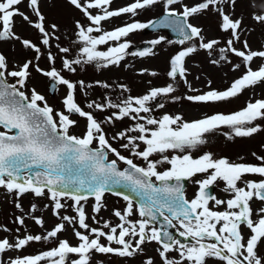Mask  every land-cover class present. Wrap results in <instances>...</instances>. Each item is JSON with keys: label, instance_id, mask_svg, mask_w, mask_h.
Listing matches in <instances>:
<instances>
[{"label": "snow or ice", "instance_id": "1", "mask_svg": "<svg viewBox=\"0 0 264 264\" xmlns=\"http://www.w3.org/2000/svg\"><path fill=\"white\" fill-rule=\"evenodd\" d=\"M68 2L80 10L90 22L86 28L79 22L76 24L78 29L76 35L81 44L80 56L86 57L85 63L104 61L105 63L99 66L119 65L124 59L126 49L130 47L129 43H118L117 46L108 47L107 51L97 50L98 46L108 44L110 41L119 42L129 33L148 27L146 24L131 23L103 32L99 36H93L92 33L102 31V21L123 14L134 17L140 10L163 3L165 17L156 26L171 28L181 37L177 41L181 45L187 41L198 40L199 48L205 50L209 56L220 42L212 40L205 43L201 35L202 29L189 23V18L206 11L218 13L221 19L220 30L230 33V38L226 42L227 47L219 49L220 60H226L225 53L230 52L241 58L246 68L245 73L226 90H210L199 95L185 96L184 99L205 105L228 101L237 97L243 90L264 82V64H261L257 70H253L250 66L255 58L264 59V51L250 50L246 40L243 42L245 50H239L234 46L235 42L240 40L241 20H233L225 12L224 6L234 9L236 0H202L192 7L184 5L182 0H133L132 3L118 10L108 9L107 6L112 0H85L84 3L81 0H68ZM25 3L32 16L36 17L35 21L20 11V5ZM176 5H182V12L177 13L173 7ZM90 9H99L102 14L92 15ZM16 17H20L36 29L41 34V43L50 47L53 35L45 28V17L40 11V0H0V42L17 40L25 49L35 51L38 54L36 59L39 60L40 48L16 35L14 31ZM253 19L264 25V13L254 14ZM52 29L54 32L56 26L52 25ZM162 39L163 37L151 43L153 46L158 45ZM60 51L68 53L70 50L60 48ZM196 51L195 46H189L172 57L168 76L173 82L183 80L186 85L188 84L185 58ZM150 54H152L151 49L133 53L141 57ZM48 59L54 63L55 58L51 54ZM73 63L80 64L81 59L74 61L65 59L63 66L68 71H74ZM212 63L218 61L212 60ZM31 64L32 62L28 61L19 66L18 70L9 71L6 58L0 54V127L5 130L0 131V188L21 195L31 191L37 197L43 195L47 189L54 202V215H58L59 210L64 207L60 202L61 198L70 195L75 202L77 215L75 218L63 216L61 219L68 224L78 223L79 228L84 229L88 234L74 230V235L79 241L76 246L70 245L67 240H60L53 250L34 257L12 259L10 264H40L41 261H46L47 264H68L71 256L76 257L71 259V264H90L93 252L132 257L143 251L142 245L145 242H156L160 245L162 250H159V255L163 264H207L208 259H215L220 264H264V257L257 254L258 244L264 243V208L258 210L259 219L254 221L250 207V201L253 199L264 202V157H257L261 161V166H254L229 163L225 159L214 160L210 154L198 159H193L187 154L173 155L171 158L164 155L169 150L184 152L196 149L206 142L204 139L206 133L222 126L232 129L237 137L253 135L260 129L250 125L258 119H264V100L249 102L245 108L232 114L206 115L192 122L184 121L179 115L173 117L165 114L160 119H155L151 115H141L153 111L151 102H156L161 97L167 98L174 93L176 88L173 83L151 89L142 97H128L121 104L109 102L108 108L118 109L114 114L116 120L129 117L143 121L128 129L130 132H138V136L127 137L126 133H119L114 137V139L127 138L128 143L123 147L130 149L134 156L141 158L147 164L146 167H140L133 163L132 159L125 158L112 148L100 123L75 102V85L65 79L55 67L45 71L36 65L35 71L54 81L55 85L66 86L68 92L63 105L69 115L63 112L54 113L45 97L35 89H32L30 96L21 91V88L26 87L31 75ZM239 67V64L234 65V70ZM151 74L155 75V73ZM8 77L14 78L16 82L9 84ZM188 87L189 91H196L190 85ZM174 99L179 98L174 97ZM87 107L104 110V106L100 104L89 103ZM155 107L163 108L164 104L156 103ZM70 114H77L87 120L86 131L82 137L69 134L70 128L76 124V121L70 119ZM108 122L111 123V118ZM136 140L145 146L142 151L136 150L139 147L135 143ZM94 142L98 145L95 148L92 147ZM108 153L115 155L117 159L109 162ZM155 154H161L162 159L150 160ZM117 160L122 161L127 168L123 171L119 170ZM158 163H167L171 167L159 172ZM21 173L26 174L21 175ZM197 174H208V177L197 182L199 191L194 199L188 201L184 198L180 181L188 180ZM249 174L260 177V180L258 182L242 180ZM217 180L226 183L227 190L234 194V198L225 202L206 192V189ZM170 181L176 183L170 184ZM238 182H243L245 187H239ZM121 184L129 186L132 191L138 192L143 197L144 202L135 209L141 219L136 222L128 219L134 214L133 202L128 196H124L128 204L123 214L120 211L113 213L121 221L120 224L111 226L105 222L103 228H109L107 233L102 229L90 228L86 223L85 211L80 202L87 200L88 196H94L96 203L93 212L98 213L103 207L102 198L105 191ZM210 200H214L217 206L226 203L227 210L212 211L209 207ZM17 207L19 208L20 205L17 204ZM32 211H35V206ZM157 213L164 220V224L160 227L151 224L152 221H156ZM34 221L43 227L41 218L34 217ZM174 221L178 223L179 229H182L178 232L179 236L185 240L190 239V244L181 243L167 231L168 228L176 227ZM16 222L20 225L24 224V220L20 217H17ZM242 225L250 230L251 235L247 239L242 235ZM64 230L65 224L60 223L44 236L29 234L24 238H17L14 243L7 238L0 239V254L13 249H23L33 241L58 238V234ZM0 231L8 232L9 229L0 228ZM90 236L94 238L90 239ZM101 238L108 242L107 246L100 243ZM113 244L119 247L114 248L111 246ZM173 250L178 252L179 260L168 258L167 254ZM0 264L3 262L0 261ZM145 264H153V261L148 259Z\"/></svg>", "mask_w": 264, "mask_h": 264}, {"label": "rangeland", "instance_id": "2", "mask_svg": "<svg viewBox=\"0 0 264 264\" xmlns=\"http://www.w3.org/2000/svg\"><path fill=\"white\" fill-rule=\"evenodd\" d=\"M81 2L84 3L85 0H81ZM132 2L133 0H112V3L107 7L109 10H118ZM201 2L202 0H182V3L188 7ZM173 7L177 13L182 12V5ZM224 10L233 20H241L242 30L240 32V40L235 42L234 46L239 50H245L243 42L246 40L250 50L264 51V25L257 23L253 19L254 14L264 13V0H236L234 9L224 6ZM20 11L29 15L33 21L36 20V17L32 16L30 10L27 8L26 3L20 5ZM40 11L45 17L44 24L46 30L53 35V39L50 40V47L43 45L41 43V34L20 17L15 18L16 26L14 29L16 35L21 37V39L29 40L36 47L40 48L39 60L36 59L38 54L35 51L25 49L17 40L0 42V54L6 58L9 71L18 70L19 66L25 62H32L30 67L31 75L26 83V87L20 90L30 96L32 89H35L37 93L45 97L48 106L53 108L54 113L63 112L69 115L63 105V100L68 92L66 86L56 85L55 91L51 94L50 85L54 81L35 71L36 65L45 71L55 67L65 79L75 85V102L83 111L91 113L94 119L100 123L106 139L112 148L116 149L120 155L127 159H132L133 163L140 167H146L147 164L141 158L134 156L130 149L123 147V145L128 143L127 138L114 139V137H117L119 133H126L127 137L138 136V132H130L128 129L134 127L137 123H143V121L133 120L129 117L116 120L114 114L118 112V109L108 108L107 104L109 102L121 104L128 97H142L151 89L162 88L169 83H173L176 91L167 98L161 97L156 102H151L153 111L149 114L142 113L141 115H151L155 119H160L165 114L173 117L179 115L184 121L192 122L202 119L206 115L232 114L245 108L249 102L254 103L257 100H264V82L243 90L237 97L231 98L228 101L205 105L184 99L185 96L199 95L210 90L224 91L246 71L241 58L236 57L230 52L225 53L226 60H220L219 49L227 47L226 42L230 38V33L220 30L221 19L216 12L206 11L189 18V23L202 29L201 35L205 43L212 40L220 42L216 45V50L211 56L205 50L199 48V41L196 39L187 41L181 45L171 40L165 32L145 33L143 28L129 33L127 37H122L119 42L110 41L108 44L99 45L97 48L99 51H107L108 47L117 46L118 43L127 42L130 45L126 49L124 59L120 61L119 65L102 67L99 65L105 63L104 61L85 63L86 57L80 56L81 44L76 35L78 31L76 24L79 22L85 28L90 25V22L80 10L71 5L68 0H40ZM89 11L92 15L102 14L99 9H90ZM162 13H165V10L163 3H160L138 11V14L134 17L129 14L113 17L102 21V31L100 33L94 32L92 35L99 36L103 32L112 31L131 23L147 25ZM52 25L56 26L54 32ZM162 37L163 39L160 44L152 45V41L161 39ZM144 43L152 45L149 48L152 54L144 57L133 55V53L142 52L137 49ZM189 46H195L197 51L185 58L188 84L186 85L183 80L173 82L168 76L170 61L178 52L185 50ZM60 48H68L70 51L63 53L60 51ZM49 54L55 58L54 63L49 61ZM65 59L69 61L81 59V63H73L72 68L74 71H68L63 66ZM212 60H217L218 63L214 64ZM237 64L240 67L234 70V65ZM261 64H264V59L255 58L250 66L253 70H257ZM151 73H155V75ZM7 82L14 84L16 81L14 78L8 77ZM104 85H107V87H104ZM188 85L196 91H189ZM174 97H178L179 99H174ZM89 103L103 105L104 110L101 111L95 107L88 108L87 105ZM156 103H163L164 107L157 108L155 107ZM109 118H111V123L108 122ZM70 119L76 121V124L70 128L69 134L82 137L86 131L87 120L79 117L77 114H70ZM250 126H256L260 130L248 137H237L234 135L232 129L222 126L213 132L206 133L204 136L206 142L196 149L185 150L184 152L169 150L164 155L171 158L173 155L182 156L187 154L191 155L193 159H198L205 154H210L214 160L225 159L229 163L234 164L261 166V161L257 157H264V119H258ZM135 143L139 145L136 149L137 151H142L145 147L139 140H136ZM92 146L98 145L94 142ZM110 158L115 159L116 156L110 153ZM161 159V154H155L150 157V160L153 161ZM170 167L167 163H158L157 171L163 172ZM207 177L208 174H197L188 179L186 190L189 198L195 197L194 192L199 187L197 182L203 181ZM242 180L258 182L260 177L249 174L243 177ZM238 186L245 187V184L238 182ZM213 190L214 197L221 201L226 202L234 198V194L230 190H227V185L222 180H217L213 183ZM60 202L64 207L59 210L58 215H54V202L50 198L47 189H45L43 195L37 197L31 191L21 195L16 192L10 193L4 188H0V228L9 229L8 232L0 231V239L7 238L10 242L14 243L17 238H24L29 234L44 236L48 231L53 230L56 225L60 223L65 224V230L58 234V238H50L48 241L42 240L40 242L33 241L23 249H13L0 254V261L3 264H10L12 259L34 257L53 250L58 246L60 240H67L70 245L76 246L79 241L74 235V230L86 235L88 234L84 229L79 228L78 223L68 224L61 219L63 216L75 218L77 215L75 212V202L71 199L70 195L61 198ZM95 203V198H88L80 202L85 211L86 223L90 228L102 229L106 233L109 232V228H103V224L105 222H108L111 226L120 224L121 221L113 213L120 211L123 214L128 204L123 196L104 194L102 198L103 207L98 213H94L93 207ZM251 203L255 215L253 220L255 221L259 219L257 215L258 210L264 208V205L256 199H253ZM17 204L20 205L19 208ZM33 206H35V211H32ZM136 207L135 203H133L134 214L128 217L132 222L141 219L138 212L135 211ZM209 207L212 211L217 212L227 210L226 203L217 206L214 200L210 202ZM17 217L24 220L23 225L16 222ZM34 217L43 220V227L35 223ZM243 229L245 230V237L251 235L250 230L246 226H243ZM118 232L119 229L117 230V234ZM89 238L94 237L90 236ZM100 243L106 246L108 244L104 238L100 239ZM111 246L114 248L119 247L115 244ZM142 248V252H138L132 257H120L114 254L93 252L90 264H145L148 259H151L153 264H163L159 255V250H162L159 244L156 242H145ZM257 254L264 257V243L258 244ZM167 255L170 260L180 259L176 250ZM75 258V256H71V259ZM71 259H69L68 264H71ZM40 264H47V262L41 261ZM207 264H220V262L215 259H209Z\"/></svg>", "mask_w": 264, "mask_h": 264}, {"label": "water", "instance_id": "3", "mask_svg": "<svg viewBox=\"0 0 264 264\" xmlns=\"http://www.w3.org/2000/svg\"><path fill=\"white\" fill-rule=\"evenodd\" d=\"M165 17V13L160 15L159 17H157L156 19H154L153 21L149 22L147 25L148 27L144 28L146 33H157V32H165L167 34V36L173 40V41H178L179 39H181L180 36H178V34L176 32H174L171 28L168 27H158L156 25H158L162 20H164ZM169 19H173V17H169ZM182 19V18H181ZM151 47L150 44L148 43H144L141 46H139V48L137 49L138 51H147L149 48ZM53 86H51L50 88V93L53 94L54 90L53 88H55V83H52ZM2 128V127H0ZM3 129V128H2ZM109 162L112 160H108ZM118 166V165H117ZM127 168V165H124L123 167L119 168V170L123 171ZM26 173H21V175H25ZM158 183V182H157ZM170 184H175V181H170ZM186 180H182L180 181V184L183 186H185ZM182 188V190H183ZM106 192H110V193H119L122 194L124 196H128L132 201H134L137 206L141 203L144 202L143 197L138 193V192H134L131 190V188L129 186H125L123 184L121 185H116V186H112L110 188V190L105 191ZM84 195H88L87 193H84ZM211 195V194H210ZM89 197H94V196H88ZM157 215V219L156 221H152L151 223H156L158 227H160L162 225V220L160 219V215L159 213L156 214ZM168 231V229H167ZM170 235H172L170 233ZM179 238H182L181 236H179Z\"/></svg>", "mask_w": 264, "mask_h": 264}, {"label": "flooded vegetation", "instance_id": "4", "mask_svg": "<svg viewBox=\"0 0 264 264\" xmlns=\"http://www.w3.org/2000/svg\"><path fill=\"white\" fill-rule=\"evenodd\" d=\"M118 161H119V160H118ZM119 163H120V166L124 164L122 161H119ZM187 185H188V183H187ZM187 185H186V186H187ZM186 189H187V188L185 187V188H184V194H185V197H186V199H187L188 201H191V200L194 199L195 197H193V198H189V197L187 196L188 192H187ZM198 191H199V187H198L197 191L194 192V195H195V196H196V194L198 193ZM206 192H207L209 195H210V193H212V196H214L213 185H212V187L209 186V188L206 189ZM211 201H212V200L209 201V205H210V202H211ZM260 202H261V204L264 205V202H262V201H260ZM250 207H251V209H252V211H253V216H252V219H253V217H254L255 215H254V209L252 208V203H251V201H250ZM165 214L168 215V213H165ZM160 219L162 220V224H164V220H163V217H162V216H160ZM174 223L176 224V227L168 228V232L172 234L173 238L176 239V240H179L181 243H184V244H187V243L191 242L190 239H189V240H185L183 237H182V238H179V234H178V232H179L180 230H182V229H179V225H178V223H177L176 221H174ZM157 227H158V226H157ZM218 227H219V225H218ZM241 227H242V228H241L242 235L244 236L245 239H247L250 235H249L248 237H245V235H244V231H245V230L243 229V225H242ZM207 261H209V259H208Z\"/></svg>", "mask_w": 264, "mask_h": 264}, {"label": "trees", "instance_id": "5", "mask_svg": "<svg viewBox=\"0 0 264 264\" xmlns=\"http://www.w3.org/2000/svg\"><path fill=\"white\" fill-rule=\"evenodd\" d=\"M50 194V193H49Z\"/></svg>", "mask_w": 264, "mask_h": 264}]
</instances>
